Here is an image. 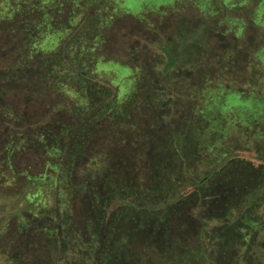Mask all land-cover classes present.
<instances>
[{"label":"trees","instance_id":"trees-1","mask_svg":"<svg viewBox=\"0 0 264 264\" xmlns=\"http://www.w3.org/2000/svg\"><path fill=\"white\" fill-rule=\"evenodd\" d=\"M114 1L27 0L0 20V155L43 159L57 180L54 219L17 225L34 238L21 244L31 264H264V180L248 175L264 173V154L223 145L227 102L251 95L213 86L235 51L200 53L225 20L264 42V0H178L173 12H192L187 31L159 46L154 84L136 83L123 103L97 72L121 62L107 55ZM46 34L62 35L56 50L35 49ZM239 178L258 186L232 216L226 183Z\"/></svg>","mask_w":264,"mask_h":264},{"label":"rangeland","instance_id":"rangeland-1","mask_svg":"<svg viewBox=\"0 0 264 264\" xmlns=\"http://www.w3.org/2000/svg\"><path fill=\"white\" fill-rule=\"evenodd\" d=\"M24 1L27 0H0V20L8 19L16 7L15 4H23ZM42 1L47 3V0ZM177 1L115 0V5L107 11L114 21L113 26L109 29L111 30V40L107 55L110 59L117 58L116 61L121 62H102L97 66V72L118 87L121 103L132 92L136 83L148 87L154 84L152 70L164 62V56L159 46L164 43L172 44V41L177 40L183 31H187L190 18L188 15L192 12H190V8H187V14L173 12L172 5L177 4ZM76 3L74 2L73 5ZM26 4H31V2L28 1ZM257 21L263 23L262 34L264 35V6L258 12ZM225 23L219 24L218 28L213 30L212 35L205 42V49L203 48L200 53L208 57L216 52L223 53L225 56L226 51H235L234 60L226 62L220 67L219 76L215 78L213 86L247 91L246 95H251V98L245 101L246 98L234 97L227 102V108L225 111L223 110V115L228 121L229 131L225 137L227 139L222 140L224 141L223 145L232 144L236 153L245 156L251 153L256 154L257 149L261 154H264V115L258 112L264 110V101L258 106L252 101L257 94L264 100V61L262 62L264 47L261 48L264 42L260 40V34L254 31H244L242 23L230 20H225ZM217 31L224 33L226 37ZM61 38L62 35L46 34L36 44L35 49L54 51ZM262 38L264 39V37ZM259 48H261L260 51ZM175 51L177 56L182 54L179 49ZM259 57H261V61ZM178 60L180 59L178 58ZM137 72H141V74L138 75ZM260 73L262 76L259 75ZM253 77L257 84L252 79ZM254 108H257L256 117L252 120L246 118ZM211 153L208 155L211 156ZM214 154L217 152L214 151ZM205 157V155L202 156V160L206 159ZM12 158L9 163L7 157L2 158L0 155V264H16L14 260L11 261L14 254L22 255L16 257L20 261L22 259L31 264L37 257L28 253V249H25L21 244L24 242L30 244L34 238L28 239L21 234L17 225L25 226L34 222L35 218L44 219L48 216L47 214H50L49 217L54 219L52 210L57 201L55 195L56 173L49 169L46 170L44 164H41L43 159L38 157L32 158L27 154L16 153ZM251 161L255 168L262 165L260 162ZM256 173L254 171L248 175L249 177H261L264 180L263 172L260 175H256ZM229 175L233 174L226 172L224 177ZM226 185L231 191L230 198L234 201V203L230 202L228 206L230 214L234 216L236 212L243 210L248 191H254L258 184H250V188L247 185L246 189L239 178L233 183H226ZM78 258L74 257L75 262ZM231 258L229 257V259Z\"/></svg>","mask_w":264,"mask_h":264}]
</instances>
